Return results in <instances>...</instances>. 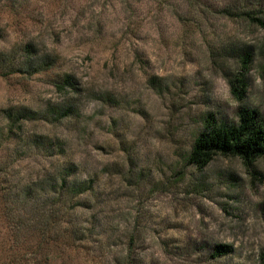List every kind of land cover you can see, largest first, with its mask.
<instances>
[{"label":"rangeland","instance_id":"obj_1","mask_svg":"<svg viewBox=\"0 0 264 264\" xmlns=\"http://www.w3.org/2000/svg\"><path fill=\"white\" fill-rule=\"evenodd\" d=\"M243 109L264 0H0V264H262L264 160L188 162Z\"/></svg>","mask_w":264,"mask_h":264},{"label":"trees","instance_id":"obj_2","mask_svg":"<svg viewBox=\"0 0 264 264\" xmlns=\"http://www.w3.org/2000/svg\"><path fill=\"white\" fill-rule=\"evenodd\" d=\"M241 62L242 69L248 70L252 62V53L246 51L241 57ZM40 70L42 68H37L35 72ZM73 78L72 75H68L62 83H57V88L66 90L71 87L76 90L77 86ZM241 81L245 86V81ZM232 87L234 91L239 92L234 83ZM239 93L241 96L244 95L243 92ZM218 155L239 157L250 165L260 159L264 160V122L259 118L257 110H241L237 123L222 121L212 115L205 120L203 130L195 139L188 162L203 168ZM232 251V245L218 244L214 249L213 257H222ZM262 264H264V254Z\"/></svg>","mask_w":264,"mask_h":264}]
</instances>
